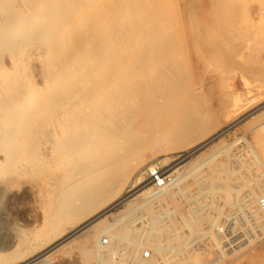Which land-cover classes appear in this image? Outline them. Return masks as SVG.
<instances>
[{"label": "rangeland", "instance_id": "rangeland-1", "mask_svg": "<svg viewBox=\"0 0 264 264\" xmlns=\"http://www.w3.org/2000/svg\"><path fill=\"white\" fill-rule=\"evenodd\" d=\"M105 1L93 0L91 7H88L89 10L87 9L89 12L85 9L86 13L84 11L76 13V21L72 23L73 28L63 17L66 9L64 6L60 8L61 2L51 0L47 5L37 4L34 7L38 15L35 24L38 27L42 25V28L46 29L44 34L47 35L43 37L49 38L50 41L47 40V43L53 38L51 34L49 37L50 30V33L53 30L58 32L56 34L59 42L65 45L62 47L64 50L62 56L66 62L68 61L70 77L48 88L44 79L47 78L46 61H40L36 54L22 60L23 55H20V52L18 54L10 52L8 44L1 39L0 95L18 100L16 104L21 111L24 109L31 111L33 105L38 102L46 105L54 91L58 92L69 86L94 87L101 82L104 74L128 70L130 79L127 83L132 84V93L129 96L125 95L127 101L122 102L118 109L125 112V106L129 103L137 109L144 98L140 91L151 88L152 92L149 96L155 98L157 103H166V109L161 115L163 126L171 124L183 128V131L189 127V131L175 133L173 138L167 136V139L160 144L166 147L164 151L153 155L149 154V149L155 148L156 144L139 139L125 140L128 135L123 134L118 144L112 146L106 139L107 132H104L98 135V138L107 141L105 142L107 149L101 157L95 150L87 149L83 154L84 158L80 156L74 160L75 162L65 164L66 167L62 162L57 161L58 163L54 162L51 165L52 169L46 167L41 168L40 171L33 167L32 156L28 153L26 155L17 148L13 149L12 154L15 163L7 162L3 153L4 146L0 143V264H21L22 258L30 259L32 256H37L33 264H98L95 261L83 260L76 249L69 251L64 249V246L67 247V241L73 239L72 242L76 241L75 239L82 232L68 237L71 229L75 227V217L71 216L73 218L59 222L48 207L50 200L59 192V188L56 189L54 186H59L56 177H64L66 174L70 175L65 176L66 179H70L68 181L70 184L74 180L86 179L91 174L90 177L96 179L93 180L94 183L104 187L103 196L95 198L96 208L93 213L90 212V215L88 214L78 223H84L89 219L91 221L97 217L103 219V225L108 223L111 228L107 234L109 236L111 234L112 239L104 245L107 244L111 248H108L109 252H105L104 248L101 253H106L107 257L114 260L113 262L111 260L112 264H130L133 255L126 254L128 249L134 250L136 257L141 255L142 251L143 255L147 252L151 256L150 248L139 242L140 237L148 232L156 235V239L158 237L163 246L167 245V250L161 252L163 254L154 253V259L150 261L151 263L154 261L152 264H264V208L258 203V200H264V155H262L264 151V22L258 19H264V0H148L151 5L143 8L140 4L135 11L131 7L130 0L126 2L113 0L117 4L112 0ZM5 2L7 0H0L1 30L5 26L4 23L8 22L6 19L10 16L11 10L13 11L18 4L15 2L6 5ZM109 3L110 16L106 13L99 17L97 12L94 13L99 5L108 4L109 7ZM246 5L253 9L247 10ZM112 6L115 8L112 9ZM149 7L152 8V13L158 16L155 17L161 27L159 36L156 31L151 36L145 34ZM134 12L141 19L131 15ZM80 13L84 16L85 14L88 16V13L97 16L89 15L90 19H88V17L83 18ZM79 14L80 17L82 16L81 19ZM51 18H54L53 22ZM54 21L60 23L58 24L60 28ZM23 22L12 23L9 38L19 39L23 35L21 34L25 31L21 29ZM50 22L52 26L55 24L53 28ZM76 24L79 26H75ZM67 25L70 27L67 28ZM87 29L89 32L86 31ZM140 29L143 30V34ZM69 30L72 31V35ZM161 38H163L162 42L165 41L163 44ZM67 43L70 48L67 47ZM20 47V51L26 50L25 46ZM65 47L79 54L67 57L68 51ZM158 51L166 52L167 58L165 65L168 68L161 73L158 71L160 66L155 68L150 65L152 64L150 56ZM15 57H19L18 60ZM85 61L88 63L87 68ZM151 82H153L152 86L149 85ZM47 88L54 90L48 92ZM38 90L43 93L40 94ZM44 99L45 101H42ZM237 106L238 111L233 114L232 111ZM3 111L0 108L1 131L5 128ZM124 123L125 119L120 118L113 120L112 126L117 127L120 124L125 126ZM27 124L31 125L29 119ZM23 127L28 126L23 125ZM201 128L207 129L206 132L209 128L213 129L207 136L199 138ZM24 136L21 129L9 133L14 143L25 142ZM180 140H188L192 144L169 151L168 148L173 144H179ZM200 143L201 146L196 147L193 153L188 152L190 147L198 146ZM250 147L254 148L261 158L256 156ZM146 154L150 157L143 160V155ZM79 158L81 161H78ZM82 160L85 163L91 161L93 164H90L91 169L89 166L88 170L80 171L84 164ZM76 162L81 163L76 164ZM153 164L162 169L167 177L166 182L160 188L153 187L149 193L142 194L140 193L142 190L151 186L143 181L142 174ZM69 165L74 168H70ZM94 166L95 168H92ZM77 172L80 174H76ZM79 175L81 177H78ZM53 176L55 178H52ZM136 177L140 179L136 181ZM166 192L168 199L161 200L160 196L162 193L167 194ZM77 204L79 206L80 201L75 199L66 206H77ZM130 206L135 207L133 211L122 216L112 225L111 215L118 213L123 207ZM60 229H64L63 234L56 236ZM102 236L107 238L106 233ZM215 240H219V243L216 244ZM102 263L101 261L100 264Z\"/></svg>", "mask_w": 264, "mask_h": 264}, {"label": "bare ground", "instance_id": "bare-ground-1", "mask_svg": "<svg viewBox=\"0 0 264 264\" xmlns=\"http://www.w3.org/2000/svg\"><path fill=\"white\" fill-rule=\"evenodd\" d=\"M50 1L51 0H7V2H5V3H7L6 5H8V4L11 5V4H14L15 2H17L18 4H17V6L15 7V9L13 11L11 10L10 16L6 19L9 23L8 22H7V24H6V22L4 23V25H5L4 28L2 26L3 30H1V28H0V30H1V32H0V37H1L0 41L2 39V41L4 40V42L8 44V48H9L8 50L10 52H13L15 54H18V52H20L19 54L23 55V57H22L23 59L22 60L28 59L32 54H36L39 57L40 61H42V60L46 61L45 63H46V75H47V78H44V79L46 81L45 84H46V86H48V88H50L56 82L57 83L58 82H62L63 80H65V79L70 77V75L68 73V70L70 69V68L68 69V67H69L67 65L68 61L66 62L65 59L62 56V52L64 51L62 49V47H64L65 45L63 46L62 43L59 42L58 36L56 34L58 32L53 30V32L50 33L51 32V30H50L49 37H50V34H51V37H53V38H51L52 40H51L50 43H47V40L49 38L44 39V37H43L45 35L44 33H46L45 32L46 29L44 30V27L42 28V25L40 27H38V25L35 24V21H36V18L38 17V15L35 13L36 9L34 10V7L37 4H39V5L40 4L41 5L42 4L43 5H47V4L50 3ZM56 2L57 3L61 2L60 4H62V5H60V8H62V6L65 7V9H66L65 10V15L63 13H61V14L64 15L63 17H64L65 21H67L66 23H69L71 25V27L73 28L72 23H74L76 21V17H75L76 13H79V12L83 13V11L85 9H86V11H88L89 10L88 7L89 6L91 7V3H93V0H60V1L56 0ZM94 2H95V0H94ZM101 2H102V0H101ZM125 2H126V0H125ZM125 2H124V4H126ZM130 2H131V7L134 8V11H135L136 7H138V5H140V4L143 6V8H146L148 5H151L148 0H130ZM113 3H116V2L113 1ZM128 3H129V1H128ZM51 4H53V3L51 2ZM157 4H159V3H157ZM107 5L106 4L99 5L98 8H96V10L94 9L95 10L94 13L96 14V12H97L98 16L101 15V14L104 15V14L108 13V9L111 8V7H110V3H109V7ZM153 5L156 6V4H153ZM50 6L52 7V5H50ZM3 7H5V6H3ZM64 7H63V9H64ZM114 8L115 7H113L112 9H114ZM53 9H52V11H53ZM246 9L250 11V9H253V8L250 7L249 5H246ZM86 11H84V13H86ZM127 11H128V9H127ZM152 11L153 10H152L151 7H149V10L147 9V12H148V14H147V17H148L147 18V22L148 23L146 22L147 23V27H146V30H144V31H145V34L148 35V36H149V34L151 36L152 33L156 31L158 33L157 35L159 36V35H161V27H160L159 24H157L158 21H156V17H155V16H157L156 13L153 14ZM60 12H62V11L60 10ZM129 12H127V13H129ZM141 12H142V10H141ZM54 13H56V12H54ZM90 13H91V11H90ZM80 14H79V17H80ZM92 14H93V12H92ZM92 14L88 13V16L92 15ZM108 14H109L108 16H110V13H108ZM136 14L137 13L134 12V14H131V15H134L135 18H138V15L136 16ZM81 15L84 16L83 14H81ZM131 15H130V17H131ZM88 16H87V14H85V16L83 18H86ZM92 16L96 17L97 15L96 16L92 15ZM49 17H51V16H49ZM77 17H78V15H77ZM81 17L79 19H81ZM103 18H105V17H103ZM53 19H52V22H53ZM88 19H90V18L88 17ZM138 19H141V18L139 17ZM258 19H259L260 22H264L263 18H258ZM18 21H24L23 22L24 24L21 26V29L25 30V31H24V33L20 32L23 35H21V37L19 39L18 38L15 39V37H14V39L9 38L10 36H8V35L11 33L9 30L12 28L11 27L12 23H17ZM55 21H56V19H55ZM52 22H50V24ZM78 22H79V20H78ZM132 22H134V21H132ZM80 23L81 22H79L78 24H80ZM96 23H98V22H96ZM58 24H60V23L58 22ZM58 24H57V27L60 28V25L58 26ZM6 25H8V26L6 27ZM64 25H66V24H64ZM68 25H67V28L70 27V26L68 27ZM43 26H44V24H43ZM51 26H52V24H51ZM53 26H52V28H53ZM75 26H79V25L76 24ZM58 28H54V29L58 30ZM93 28H94V25H93ZM136 28H137V26H136ZM13 29H14V27H13ZM49 29H50V27H49ZM65 29H66V27H65ZM90 30H92V29H90ZM8 31H9V33H8ZM60 31L61 30H59V32ZM86 31L89 32L88 29ZM86 31H85V33H86ZM142 31L143 30H141V33H142ZM65 32H68V31H65ZM69 32H70V30H69ZM71 32H70V35H72ZM137 32H138V30H137ZM46 35H45V37H46ZM58 35H60V34H58ZM118 35H119V33H118ZM11 36H13V35H11ZM131 36H132V34H131ZM152 38H155V37L152 36ZM81 39H79V40H81ZM162 39L163 38H161V42H162ZM165 39H166V37H165ZM86 40H88V39H86ZM155 40H156V38H155ZM48 41H50V40H48ZM61 41H63V40H61ZM163 42H165V41H163ZM163 42H162V44H163ZM152 44H154V43H152ZM158 44H159V42H158ZM19 45L20 46L21 45L25 46L26 50L22 49V51H20L19 49L21 47ZM66 45H67V47H69L68 43ZM5 46H4V48H6ZM161 46H163V45H161ZM71 48H73V47H71ZM100 48H105V47H101L100 46ZM65 49H66V47H65ZM66 50L68 51L67 52V55H68L67 57H71V55L76 56L75 54H77V55L79 54L77 52H74L73 49H69V50L66 49ZM100 51H102V50H100ZM165 53L166 52L158 51V52H155L152 56H150V63H152L150 65L152 67H155V68L160 66L159 70H158L159 73H161L162 71L164 72L168 68L165 65V63L167 62V58H166ZM101 54H100V56H101ZM74 56H72V57H74ZM103 57H104V55H103ZM116 57H117V55H116ZM119 57H120V55H119ZM18 58L19 57H17L16 59L18 60ZM138 58H140V57H138ZM67 59L68 58H66V60ZM82 60H84V59H82ZM100 60H102V59H100ZM87 61H88V59H87ZM87 61H85V63H87ZM112 61H113V59H112ZM121 61H119V62H121ZM116 63H118V62H116ZM124 64H125V62H124ZM15 65H17V63H15ZM87 65H88V63L86 64V68H87ZM115 65L116 64L114 63V66ZM108 66L111 67L112 65H108ZM91 67L93 68V66H91ZM94 67H96V66H94ZM92 68H89V70H92ZM139 68H140V66H139ZM99 69H98V71H100ZM116 69H118V68H116ZM124 69L126 70L125 66H124ZM76 70L74 72H76ZM108 70H110V69H108ZM77 71H79V70H77ZM130 71H131V69H130ZM138 72H139V70H138ZM138 72H137V74H138ZM40 73H41V71H40ZM71 73H72V70H71ZM81 74H83V73L81 72ZM41 75L43 76L42 73H41ZM129 75H130V72L128 70L125 71V72L119 71V72H116V73L104 74V76H102L103 79L101 80V82L98 85H95L94 87H88L87 86V87H83L82 88V86H80L81 88L80 87L79 88H77V87L76 88L75 87L72 88V87L69 86V88L67 87L66 89L60 90L58 92L54 91V93L51 94V96H49V99L46 96V98L49 100V101L47 100L48 101L47 104L44 103L46 105H41L38 102L36 105H33L34 107L31 110L32 112L28 111V110L25 111L26 109H24V111H21L18 108L17 104H16L18 100L16 101L15 99H12L11 97L7 98V97H3V96L0 95V108H2L4 110L3 111L4 112L3 122L5 124L4 131L0 130L1 131L0 132V143H2L3 146H4L3 153L5 155V158H7L6 161L15 163L16 160L12 156L13 151H14L13 149H15V148L21 150L23 153H26V155H27V153H28V155H31L32 158H33L32 165L34 163L33 167L39 169V171H40L41 168H44V169L46 167L47 168L48 167L51 168V165L54 162H57V161L62 162L64 164L63 166H65V164H69L70 162H73L75 159H77L80 156H82L81 158H84L83 154H84L85 150H87V149L95 150V152L101 157L102 155H104V152L107 149V148H105V145H106L105 142H107V141L102 139V138H98V135L103 134L104 132H107V138L106 139L108 140V143L110 145H112V146L113 145L116 146V144H118L119 138L124 134L125 136L128 135L127 139H125V140L134 141V140L139 139L140 141L142 140V141H145V142H151L153 144H156L155 148L152 147V149H149L150 150L149 151L150 155H153V154L158 153V152L160 153L161 151L163 152L164 148H166V147H163L164 144L162 146L160 144L167 139V136H170V137L173 138L175 133H180V131L185 133V131H187L189 127L187 128V130L183 131L182 130L183 128H179L178 126H176V127L175 126H171V124H167V125L163 126V124L161 123V115L163 114V112L166 109V107H165L166 103H164V104L157 103L155 98H153L152 96H149L150 93L152 92L151 88H147V89H144V90L140 91L141 92L140 94L143 95L144 98H143L142 103L138 106L137 109H134L133 105L131 103H129L128 105L126 104V106H125L126 111L125 112H121L118 109V106H120V104L122 102L127 101L126 96H129L132 93V89H131V85L132 84L131 83H127V81H129V79H130ZM164 75L165 74H163V76ZM98 78H100L99 75H98ZM83 80L84 79H82V81ZM165 80H167V79H165ZM78 82H80V81H78ZM67 83H69V82L67 81ZM92 83H94V82L92 81ZM92 83H90V84L92 85ZM58 85L60 86V84H58ZM83 85H84V83H83ZM149 85L152 86L153 82L149 83ZM71 86H73V85H71ZM48 88H47L48 92L51 89H52V91L54 90V88H51L50 90ZM55 88H57V87H55ZM1 90L2 89L0 88V92H1ZM42 91L43 92L45 91L44 88H43ZM37 92H39V90ZM43 92H39V93L41 94ZM144 92H146L145 93L146 95L144 94ZM40 94H38V96ZM40 96L42 97V95H40ZM45 99L42 100V101H45ZM236 102L237 101L235 99V102H234L235 106H236ZM18 104H20V103H18ZM237 109H238V106L232 111V113L235 114L238 111ZM120 118H124L125 119V123H124L125 126H122L121 124L119 126H117V127L116 126H112L113 120H119ZM28 119L31 121V125L27 124V120ZM167 123H169V122H167ZM193 123H195V121ZM23 125H27L28 127L24 128ZM196 125H195V127H196ZM193 127H194V125H193ZM197 128H199V127H197ZM19 129H21V131L25 134V136H24L25 137V139H24L25 142H23V143H14L11 140V138L9 137V133H10V131H13V130H15L17 132V131H19ZM212 129L209 128V130L207 132L205 131L207 129H205V130L203 128L199 129L200 133L199 132L198 133L201 134V135H198V136H200L199 138H203V137L207 136V134H209V132H211ZM197 131H198V129H197ZM181 134H183V133H181ZM44 136H46V137H44ZM125 136H123V137H125ZM176 136H178V135H176ZM192 136H193V134H192ZM187 138H189V137H187ZM190 141H191V139H190ZM190 141H188V140L181 141L179 144L171 145L168 149L170 151V150H176L178 148H184L185 146H189V145L191 146L192 143ZM141 143H143V142H141ZM259 143H262V142H259ZM200 146H201V143H200V145L198 144V146L190 147L188 152L191 154V153H193L195 151L196 147L198 148ZM250 148L253 150V153L256 156L261 158L260 155L254 150V148H252V147H250ZM263 149H264V147H263ZM262 153H263L262 155H264V151ZM149 154L148 155L147 154L143 155L144 156L143 160H145L148 157H150ZM141 157H142V155H141ZM93 158H94V156H93ZM143 160H142V162H143ZM78 161H81V159L78 160ZM139 161L141 162V159ZM92 162H97V161H92ZM0 163H1V161H0ZM5 163H3V165H6ZM79 163H81V162H79ZM79 163L76 162V164H79ZM90 164H92L91 161L87 162V163L84 162V164H82V166L80 165L81 166V170L80 171L88 170L87 168H89ZM95 164L96 163H94V165ZM26 165L28 166L29 164H26ZM58 165L62 166L60 164H58ZM11 166H12V164H11ZM69 167H70V165H69ZM69 167H67V168L69 169ZM71 167H73V166H71ZM67 168H65V170ZM78 168L80 169V167H78ZM92 168H95V166L92 167ZM9 169H10V167H9ZM44 169H42V170H44ZM90 169H91V166H90ZM14 170H15V168H14ZM65 172H67V171H65ZM90 172L91 171H89V173ZM108 172H109V170H108ZM108 172H107V174L109 175ZM85 173H83V174H85ZM59 174H58V176H61ZM72 174H75V173H72ZM76 174H80V173L77 172ZM90 175L88 177L86 176L87 177L86 179L82 178V180H80V181L74 180L72 178L74 180V182L72 183L70 181L71 184L68 182L70 179L69 180L66 179V177L70 176L69 174L66 177L65 176L64 177H59V178L56 177L57 181L59 182L58 183L59 186L58 187H57V185H54V186H56V189L59 188V192L58 193L56 192L57 193V195H55L56 197L54 196V198L50 200V202L48 203L49 204L48 207L51 209L50 210L51 213L53 212L52 214L54 215V218L59 220V222H63L65 219L67 220V219L75 217V219H74L75 223H76L74 225L75 227L73 229H71L72 231H70L71 233L69 234L68 237H70V236H72V235H74V234H76L78 232H82L81 235H79V237H77V238H80V239L76 238L75 239L76 241H74V242H72L74 239L72 241H67V243H66L67 247L64 246L65 250H68V251L72 250V249L78 250L80 252L81 256H82V259L85 260V261H89V262L95 261L98 264H100V262L102 261L103 262L102 264H112V262L114 260H112L110 257H107L106 253L105 254L101 253V250L104 249V248H105L104 249L105 252L106 251L109 252V250H110V249H108L110 247L109 245H107V244L104 245V243H108V241H110L112 239L111 234H110V236H109V234H107V231L110 230V228H111V227H109V225H107L108 223L106 225H103V223H102L103 219H98V217L93 219V220H91V221L89 219V220L85 221L84 223H78L79 220H81L82 218H85V216H87L88 214L90 215V212L93 213L92 211L95 210V208H96L95 207L96 206L95 205V202H96L95 198H99L100 196H103L102 191H103L104 187L99 186V185L97 186L94 183V181H93V180H96V179H94L95 177L93 176L94 178L92 179L90 177ZM94 175L96 176V174H94ZM62 176H63V174H62ZM71 176L74 177V175H71ZM78 177H81V176L79 175ZM78 177H76V179ZM52 178H55V177L53 176ZM138 179H140V178L136 177L135 180L137 181ZM54 180H52L53 183L55 182ZM52 181H51V183H52ZM55 184H56V182H55ZM52 186H53V184H52ZM105 187H107V186H105ZM157 188H160V187H157ZM151 190H153V186H150L149 188L142 190L140 193H142V194L143 193H149ZM166 195H168V193L167 194L162 193V196H160V199L164 200L165 198L168 197V196L166 197ZM157 196H158V200H159V195H157ZM75 199L80 201V205L79 206H78V204H77V206H72V205L66 206L67 204H70L72 202V200H75ZM260 201L258 200V203H260ZM133 208H135V207L134 206H132V207L131 206L130 207H123L122 209H120V211L118 213L116 212V214H112L111 215V218H112L111 224L113 222L115 223L116 221H118L122 216H126L129 213H131L133 211ZM71 216H73V217H71ZM181 219H182V217H181ZM161 226H163V225H161ZM164 227H165V225H164ZM164 227H162V228H164ZM162 228H160V229H162ZM63 231H64V229H60V231H58L55 235L56 236L57 235L60 236V234H63ZM112 231H113V229H112ZM117 231H118V229H117ZM159 231H162V230H159ZM103 233L104 234L106 233L107 238H104L103 236L101 237V235ZM150 233H152V232H150ZM50 238L52 239V237H50ZM140 238H141V240L139 241L140 244L141 245L142 244L147 245L150 248V251H152L151 252L152 254L150 256V253H148V256L146 257L147 259H144L143 251L141 252V255H138L139 257L138 256L136 257L135 252H133L134 250L130 251L128 249V250H126V254L128 256L129 255H133V258H132V261L130 262V264H152V263H154V261H152V263L150 261L152 260L154 253L157 252V253L160 254L162 251L167 250V247H166L167 245L163 246L159 242L158 237H157V239H158L157 240L156 239V235L154 236L153 233L149 234V232H148L147 234H144ZM103 239H104V241H103ZM135 240H137V239H135ZM99 241H101V242H99ZM119 241H121V240H119ZM215 242H216V244H218L219 240L218 241L215 240ZM135 243H137V242H135ZM137 244H139V243H137ZM98 245H100V247ZM117 245H118V243H117ZM141 248H142V246H141ZM169 248H171V247H169ZM64 249H61V250H64ZM132 249H133V247H132ZM68 251H66V252H68ZM60 253H62V252H60ZM138 253H140V251ZM161 254H163V253H161ZM140 256L142 258H140ZM36 257H33V256L31 258L28 257L30 259H27L26 257L22 258L21 259V262H22L21 264H31L32 262H34L33 260ZM111 260H112V262H111ZM116 262H118V260Z\"/></svg>", "mask_w": 264, "mask_h": 264}, {"label": "built area", "instance_id": "built-area-1", "mask_svg": "<svg viewBox=\"0 0 264 264\" xmlns=\"http://www.w3.org/2000/svg\"><path fill=\"white\" fill-rule=\"evenodd\" d=\"M142 175H143V181H145L146 184H150L151 186L156 188L163 186L167 179L162 169L156 164L147 167ZM260 203L264 208V200H261ZM147 256L148 253L147 252L144 253V257Z\"/></svg>", "mask_w": 264, "mask_h": 264}]
</instances>
